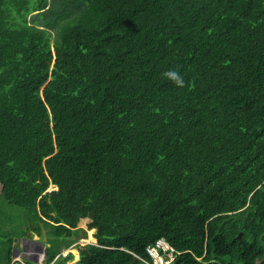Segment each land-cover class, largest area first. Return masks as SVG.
Instances as JSON below:
<instances>
[{"label": "trees", "instance_id": "1", "mask_svg": "<svg viewBox=\"0 0 264 264\" xmlns=\"http://www.w3.org/2000/svg\"><path fill=\"white\" fill-rule=\"evenodd\" d=\"M0 197L50 230L45 264L86 217L73 264H150L161 238L170 264H254L264 0H0Z\"/></svg>", "mask_w": 264, "mask_h": 264}, {"label": "rangeland", "instance_id": "2", "mask_svg": "<svg viewBox=\"0 0 264 264\" xmlns=\"http://www.w3.org/2000/svg\"><path fill=\"white\" fill-rule=\"evenodd\" d=\"M52 189L53 187L51 186L48 191ZM91 221L90 217L80 218L76 224L74 235L67 240L68 244L63 246L62 256H67L68 254L73 256L72 260L67 264H73L78 260L79 252L77 246L97 243L88 227ZM27 226L28 231L26 236H23V231H26ZM44 230L47 231V234L50 232V230L45 228ZM42 236L43 232L41 231ZM41 237L33 232L31 225L26 222V214L22 208L9 205L5 199L0 197V264L5 263L9 249L11 251V263L17 261L23 264L24 260H29L33 264H45L43 257L45 248L49 245ZM48 238L50 239L51 237ZM52 240H50V246L53 244ZM54 241L57 242L56 240ZM33 259L37 262H34Z\"/></svg>", "mask_w": 264, "mask_h": 264}, {"label": "built area", "instance_id": "3", "mask_svg": "<svg viewBox=\"0 0 264 264\" xmlns=\"http://www.w3.org/2000/svg\"><path fill=\"white\" fill-rule=\"evenodd\" d=\"M152 260L150 264H169L175 258L174 248L164 239H158L145 249Z\"/></svg>", "mask_w": 264, "mask_h": 264}, {"label": "clouds", "instance_id": "4", "mask_svg": "<svg viewBox=\"0 0 264 264\" xmlns=\"http://www.w3.org/2000/svg\"><path fill=\"white\" fill-rule=\"evenodd\" d=\"M164 76L167 78V79H169V80H171L173 83H175L178 87H183L184 86V79L177 73V72H175V71H167V72H165L164 73ZM51 187V186H50ZM49 187V188H50ZM86 218H88V217H86ZM42 226V224L40 225V227ZM42 229H44V228H42ZM75 230V229H74ZM92 231V234H93V237L96 239V241H97V243L96 244H93V243H89V244H92V245H96V246H98V240H97V238H96V236L94 235V231L93 230H91ZM46 234H47V231H46ZM47 238V237H46ZM163 239V238H162ZM42 241V240H41ZM166 241V240H165ZM46 242H47V239H46ZM45 242V243H46ZM86 245V244H85ZM83 246V245H82ZM79 247H81V246H77V250H78V252H79ZM173 247V246H172ZM174 248V247H173ZM175 250V249H174ZM175 254H176V252H175ZM79 258V257H78ZM38 259V258H37ZM34 260V262H37V261H35V259H33ZM25 261V260H24ZM29 261V260H28ZM171 263V262H170ZM169 263V264H170ZM23 264H25L24 262H23ZM33 264V263H32Z\"/></svg>", "mask_w": 264, "mask_h": 264}, {"label": "flooded vegetation", "instance_id": "5", "mask_svg": "<svg viewBox=\"0 0 264 264\" xmlns=\"http://www.w3.org/2000/svg\"><path fill=\"white\" fill-rule=\"evenodd\" d=\"M255 256V259H254V264H264V255H263V252L260 253L259 256Z\"/></svg>", "mask_w": 264, "mask_h": 264}, {"label": "water", "instance_id": "6", "mask_svg": "<svg viewBox=\"0 0 264 264\" xmlns=\"http://www.w3.org/2000/svg\"><path fill=\"white\" fill-rule=\"evenodd\" d=\"M41 228H42V226H41ZM41 231L43 232V239H44V242H46V231L44 230V229H41ZM240 236H241V233H240V235L238 236V238H240Z\"/></svg>", "mask_w": 264, "mask_h": 264}, {"label": "bare ground", "instance_id": "7", "mask_svg": "<svg viewBox=\"0 0 264 264\" xmlns=\"http://www.w3.org/2000/svg\"><path fill=\"white\" fill-rule=\"evenodd\" d=\"M19 248V247H18ZM45 256V255H44ZM44 258V257H43ZM46 258V257H45Z\"/></svg>", "mask_w": 264, "mask_h": 264}]
</instances>
